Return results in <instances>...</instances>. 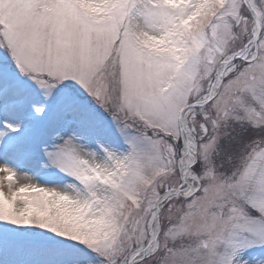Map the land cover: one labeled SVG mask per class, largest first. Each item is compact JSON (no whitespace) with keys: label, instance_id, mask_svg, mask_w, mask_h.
<instances>
[{"label":"snow or ice","instance_id":"obj_1","mask_svg":"<svg viewBox=\"0 0 264 264\" xmlns=\"http://www.w3.org/2000/svg\"><path fill=\"white\" fill-rule=\"evenodd\" d=\"M0 264H264V0H0Z\"/></svg>","mask_w":264,"mask_h":264}]
</instances>
